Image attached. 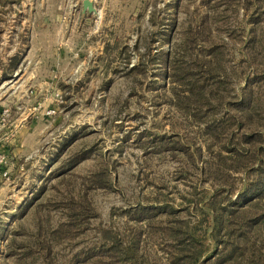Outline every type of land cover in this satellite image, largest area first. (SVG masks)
<instances>
[{
    "label": "rangeland",
    "instance_id": "rangeland-1",
    "mask_svg": "<svg viewBox=\"0 0 264 264\" xmlns=\"http://www.w3.org/2000/svg\"><path fill=\"white\" fill-rule=\"evenodd\" d=\"M82 1L0 0V112L9 107L11 123L31 108V127L0 131L10 176L0 178V264H107L98 248L120 242L126 250L134 238L145 264H170L171 230L198 227L205 217L194 208L210 190L200 168L219 142L177 107L179 83L164 73L165 58L174 72L210 64L231 106L246 77L259 79L261 95L264 0H90L91 13H81ZM248 28L254 46L246 58ZM212 44L216 55H206ZM53 48L63 60L44 85L37 67ZM10 59L16 66L3 79ZM218 112L238 115L229 106ZM252 121L264 123V113L256 109ZM240 176L226 186L236 189ZM154 204L175 212L129 217L131 208ZM67 206L79 213L72 223ZM208 245L207 238L196 248Z\"/></svg>",
    "mask_w": 264,
    "mask_h": 264
},
{
    "label": "trees",
    "instance_id": "trees-1",
    "mask_svg": "<svg viewBox=\"0 0 264 264\" xmlns=\"http://www.w3.org/2000/svg\"><path fill=\"white\" fill-rule=\"evenodd\" d=\"M246 32L241 51H251L245 55L249 58L253 56L254 36L249 28ZM214 47L212 44L206 48V55H216L212 52ZM15 66L16 63L10 59L9 67L2 73L3 79ZM174 71V63L165 58L164 73L177 75L174 79L179 83V89L173 90L177 107L193 116L202 125V131L212 141L219 142V147L200 168L205 180L210 181V190L202 202L195 203L194 208L205 217L198 227L171 230L170 245L177 252H170V264H223L226 260H235L238 264H264V123L253 124L252 121L256 109L264 113V90L261 95L254 92L260 85L259 79L246 77V87L231 106V102H224L210 64L203 62L195 70L179 68ZM228 106L234 108L238 115L217 116L220 109L228 110ZM152 142L161 145L155 138ZM200 150V146H194L195 154L191 152V155L200 158ZM234 173L241 174L236 189L226 186L227 178H232ZM91 180L101 187L108 185L102 177L93 176ZM235 192L236 198L232 199ZM67 207L69 222L72 223L79 213L74 206ZM82 209L85 212V208ZM173 212L175 210L166 204L139 205L128 210L129 217L137 221H148L158 213ZM63 231L69 232L70 228ZM200 232L202 236L197 235ZM207 238L213 248L210 250L208 245V248L198 250L196 246ZM182 244L183 248L180 247ZM118 245L120 242L98 248V253L110 259L107 264H145L137 255L138 239L134 238L126 250Z\"/></svg>",
    "mask_w": 264,
    "mask_h": 264
},
{
    "label": "crops",
    "instance_id": "crops-1",
    "mask_svg": "<svg viewBox=\"0 0 264 264\" xmlns=\"http://www.w3.org/2000/svg\"><path fill=\"white\" fill-rule=\"evenodd\" d=\"M81 13H83V9L81 10ZM55 19L58 20V16H55ZM52 54H51V57H47V56H44L43 57V62L42 64L38 65L40 67H37L38 71H37V78H36V81H39L41 82V84L43 83H47L48 80H50V77H51V74H52V71H53V68L54 66L56 65H61V61L63 60V58L59 55L58 53H56L55 49L53 48L52 49ZM44 55V54H43ZM62 58V59H61ZM60 61V62H59ZM60 67V66H59ZM30 79H31V76H29ZM28 77V78H29ZM29 81V80H28ZM31 82V81H30ZM44 84V85H45ZM42 88V86H41ZM33 93H35V95L37 94L36 91H32ZM40 96L41 94L43 95H47L48 93L47 92H42V91H39L38 92ZM37 96V97H38ZM28 100L31 101V98H33V96H31V90H30V93L29 95L27 96ZM30 107H31V103L28 104ZM29 109L30 108H27L25 109V111L22 113L19 114V117H15L14 119H12L11 121V125H13L14 129L16 131V133H21L23 131V128H26V127H31V116L29 117V119L27 120L26 118L30 115L29 113ZM28 122V123H27ZM5 135H7V137H9L10 135L7 134V133H3ZM11 135H14L13 133H11ZM7 139V138H6Z\"/></svg>",
    "mask_w": 264,
    "mask_h": 264
},
{
    "label": "built area",
    "instance_id": "built-area-1",
    "mask_svg": "<svg viewBox=\"0 0 264 264\" xmlns=\"http://www.w3.org/2000/svg\"><path fill=\"white\" fill-rule=\"evenodd\" d=\"M29 112H31V108L29 109ZM54 113L53 110H46L45 114L50 115ZM10 115H11V110L9 107H4L1 109L0 112V131L2 129H5L7 126L11 125L10 123ZM0 178L4 180H8L10 178L9 176V170H8V160L5 155V153L1 150L0 148Z\"/></svg>",
    "mask_w": 264,
    "mask_h": 264
},
{
    "label": "water",
    "instance_id": "water-1",
    "mask_svg": "<svg viewBox=\"0 0 264 264\" xmlns=\"http://www.w3.org/2000/svg\"><path fill=\"white\" fill-rule=\"evenodd\" d=\"M82 8L83 11L87 10L88 12H95V9L93 7V3L90 0H83L82 1Z\"/></svg>",
    "mask_w": 264,
    "mask_h": 264
}]
</instances>
